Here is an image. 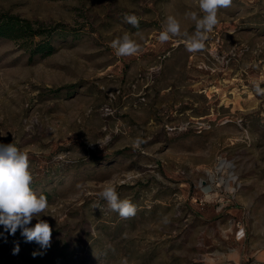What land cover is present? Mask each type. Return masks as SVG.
Listing matches in <instances>:
<instances>
[{"label": "rangeland", "instance_id": "rangeland-1", "mask_svg": "<svg viewBox=\"0 0 264 264\" xmlns=\"http://www.w3.org/2000/svg\"><path fill=\"white\" fill-rule=\"evenodd\" d=\"M189 13L195 0H0L42 31L0 36V144L26 153L52 228L42 249L0 225V264H264V0L221 9L195 53ZM169 16L181 35L162 44ZM124 34L140 51L118 57Z\"/></svg>", "mask_w": 264, "mask_h": 264}, {"label": "clouds", "instance_id": "clouds-1", "mask_svg": "<svg viewBox=\"0 0 264 264\" xmlns=\"http://www.w3.org/2000/svg\"><path fill=\"white\" fill-rule=\"evenodd\" d=\"M233 0H195L202 15L189 13L188 16L195 22V31L187 37V50L195 53L205 48L207 34L212 32L219 23L218 13L232 5ZM125 22L133 27H139L136 15L126 14ZM181 35V24L173 16L166 19L163 30L159 34L160 43L168 42L172 37ZM118 57H127L140 51V45L128 34L114 39L111 42ZM140 143L135 141L136 146ZM33 176L30 171L26 153L14 143L0 144V225L10 234L18 230L27 242H36L42 249L50 247L52 228L41 219L49 205L44 195L37 196L32 190ZM100 197L107 202L108 207L122 218L136 214V206L128 199H121L114 186H107L100 192ZM37 222L30 226L32 220ZM19 251V246L13 250ZM37 253H33L35 256Z\"/></svg>", "mask_w": 264, "mask_h": 264}, {"label": "trees", "instance_id": "trees-1", "mask_svg": "<svg viewBox=\"0 0 264 264\" xmlns=\"http://www.w3.org/2000/svg\"><path fill=\"white\" fill-rule=\"evenodd\" d=\"M35 33H42L40 30H34L30 23L26 20H18L15 18V16H8L6 14L0 15V36L1 37H8L12 39L21 38L25 35H32ZM49 42L43 43V45H40L37 51H45L50 52ZM81 264H83V261H81Z\"/></svg>", "mask_w": 264, "mask_h": 264}]
</instances>
